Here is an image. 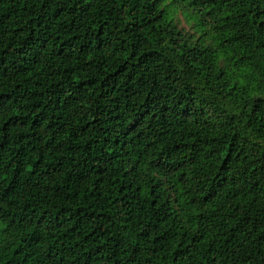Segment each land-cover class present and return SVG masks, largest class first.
Masks as SVG:
<instances>
[{
    "label": "trees",
    "instance_id": "obj_1",
    "mask_svg": "<svg viewBox=\"0 0 264 264\" xmlns=\"http://www.w3.org/2000/svg\"><path fill=\"white\" fill-rule=\"evenodd\" d=\"M0 264H264V0H0Z\"/></svg>",
    "mask_w": 264,
    "mask_h": 264
},
{
    "label": "rangeland",
    "instance_id": "obj_2",
    "mask_svg": "<svg viewBox=\"0 0 264 264\" xmlns=\"http://www.w3.org/2000/svg\"><path fill=\"white\" fill-rule=\"evenodd\" d=\"M175 17H176V19L179 21V23H180V25H181L182 27H184L185 29L188 27V26L185 24V22H184V18H183V16H182L180 13H176V14H175Z\"/></svg>",
    "mask_w": 264,
    "mask_h": 264
}]
</instances>
